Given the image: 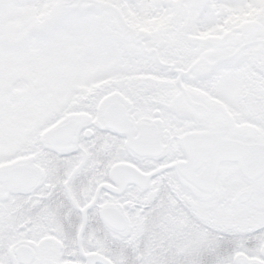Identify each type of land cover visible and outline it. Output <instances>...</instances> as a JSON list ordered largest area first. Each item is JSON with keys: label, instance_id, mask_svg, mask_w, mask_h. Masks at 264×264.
<instances>
[{"label": "snow or ice", "instance_id": "obj_1", "mask_svg": "<svg viewBox=\"0 0 264 264\" xmlns=\"http://www.w3.org/2000/svg\"><path fill=\"white\" fill-rule=\"evenodd\" d=\"M0 264H264V0H0Z\"/></svg>", "mask_w": 264, "mask_h": 264}]
</instances>
